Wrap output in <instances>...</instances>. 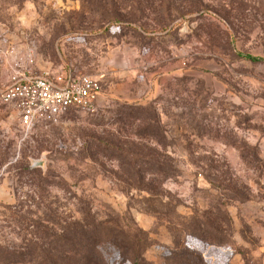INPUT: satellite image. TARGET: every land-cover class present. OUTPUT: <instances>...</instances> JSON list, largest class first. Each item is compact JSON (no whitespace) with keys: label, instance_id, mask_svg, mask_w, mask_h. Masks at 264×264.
Here are the masks:
<instances>
[{"label":"rangeland","instance_id":"rangeland-1","mask_svg":"<svg viewBox=\"0 0 264 264\" xmlns=\"http://www.w3.org/2000/svg\"><path fill=\"white\" fill-rule=\"evenodd\" d=\"M239 55L264 60V0H0V92L100 86L26 137L0 101V264H264V63Z\"/></svg>","mask_w":264,"mask_h":264},{"label":"built area","instance_id":"built-area-1","mask_svg":"<svg viewBox=\"0 0 264 264\" xmlns=\"http://www.w3.org/2000/svg\"><path fill=\"white\" fill-rule=\"evenodd\" d=\"M99 93V81L91 75L71 72L35 75L15 70L0 92V101L15 109L26 137L40 121L56 123L71 110L93 112Z\"/></svg>","mask_w":264,"mask_h":264},{"label":"trees","instance_id":"trees-1","mask_svg":"<svg viewBox=\"0 0 264 264\" xmlns=\"http://www.w3.org/2000/svg\"><path fill=\"white\" fill-rule=\"evenodd\" d=\"M239 57L245 59V60H248L249 62H252V63H264V60L263 59H259V58H254L252 56H248V55H239ZM159 166V164H156ZM157 173H162V167L160 165V169L158 170ZM143 176H139L138 177V186L141 187V189H144V184H143ZM148 194H152L151 190L146 188L145 190Z\"/></svg>","mask_w":264,"mask_h":264}]
</instances>
